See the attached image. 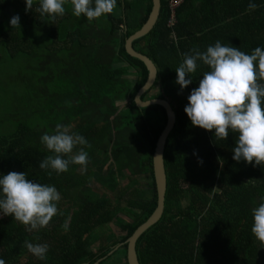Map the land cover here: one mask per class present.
Listing matches in <instances>:
<instances>
[{
    "label": "trees",
    "instance_id": "obj_1",
    "mask_svg": "<svg viewBox=\"0 0 264 264\" xmlns=\"http://www.w3.org/2000/svg\"><path fill=\"white\" fill-rule=\"evenodd\" d=\"M250 2L258 6L253 11ZM160 3L154 27L133 47L157 70L140 99L155 91L149 99L166 100L175 124L163 154V212L137 239L138 263L264 264V245L251 232L252 209L264 203V166L233 160L238 134L219 140L214 131L191 124L184 108L206 66L198 62L183 91L175 82V69L194 48L204 52L220 41L246 54L264 49V0H182L173 25L168 0ZM151 6V0H117L112 14L89 23L74 16L68 3L65 15L52 23L35 11L39 0L27 12L25 0H0V69L13 74L9 85L0 86V176L25 172L55 186L62 213L32 232L3 216L5 264H128L127 241L156 206L152 157L166 124L161 106L136 105L148 71L125 47ZM15 15L20 28L14 29ZM57 123L91 145L84 149V174L79 165L51 176L39 167L51 154L41 136L52 134ZM26 240L47 244V258L33 256Z\"/></svg>",
    "mask_w": 264,
    "mask_h": 264
},
{
    "label": "clouds",
    "instance_id": "obj_2",
    "mask_svg": "<svg viewBox=\"0 0 264 264\" xmlns=\"http://www.w3.org/2000/svg\"><path fill=\"white\" fill-rule=\"evenodd\" d=\"M25 11L33 9L34 0H25ZM70 3L72 13L77 18L86 17L91 23L102 16L112 14L117 0H39L35 9L40 15H47L55 23L58 17L65 15V5ZM258 6L250 2L248 10ZM12 28H20V17L10 19ZM198 62L208 68L192 89L184 111L195 127L214 131L219 140H226L229 133L238 134L233 149V160L244 161L255 166H264V49L256 47L251 54L234 46L222 45L216 41L206 51L194 48L185 53L183 62L176 71V84L181 91L192 83V74L197 71ZM187 77V78H186ZM41 143L51 154L39 163L49 176L69 170L70 165H79L81 174L89 163L85 147L91 145L80 134L57 123L52 134L41 136ZM79 146V150L75 152ZM202 163V161H201ZM61 195L55 186L41 184L29 178L25 172H9L0 176V212L13 219L32 232L46 228L59 212L58 202ZM252 234L264 245V203L252 209ZM65 220L62 228H69ZM24 246L40 260L47 258V244H33L24 241ZM0 264H5L0 259Z\"/></svg>",
    "mask_w": 264,
    "mask_h": 264
},
{
    "label": "water",
    "instance_id": "obj_3",
    "mask_svg": "<svg viewBox=\"0 0 264 264\" xmlns=\"http://www.w3.org/2000/svg\"><path fill=\"white\" fill-rule=\"evenodd\" d=\"M151 1H152V6L149 15L146 19V22L135 34H133L127 39L125 47L127 53L130 56L140 60L145 65L148 71L147 79L144 85L137 91L135 95L134 101L136 105L139 107H148L151 105L161 106L166 113V124L157 138L153 152V157H152L153 176H154L156 194H157L156 206L152 211V213L148 216V219L133 232V234L129 237L127 241L128 264H139L136 255L137 239L141 236L143 232H145L149 227L157 223L161 218L164 208V197L166 191V174H165L164 158H163L164 147H165L166 138L169 132L173 129L175 124V114L170 104L166 100L154 98V99H148L142 101L140 99L141 96L153 86L157 77V70L155 65L152 63V61L147 56L137 52L133 47L134 41L148 34L152 30V28L154 27L157 21L161 3L160 0H151ZM98 262L94 264H97Z\"/></svg>",
    "mask_w": 264,
    "mask_h": 264
},
{
    "label": "rangeland",
    "instance_id": "obj_4",
    "mask_svg": "<svg viewBox=\"0 0 264 264\" xmlns=\"http://www.w3.org/2000/svg\"><path fill=\"white\" fill-rule=\"evenodd\" d=\"M13 74L11 73V70L6 69V68H2L0 69V86H4V85H9V83L11 82L9 80V78L12 76ZM155 91H152L151 94L147 95V98H151L152 94H154Z\"/></svg>",
    "mask_w": 264,
    "mask_h": 264
},
{
    "label": "built area",
    "instance_id": "obj_5",
    "mask_svg": "<svg viewBox=\"0 0 264 264\" xmlns=\"http://www.w3.org/2000/svg\"><path fill=\"white\" fill-rule=\"evenodd\" d=\"M182 0H168V4L171 10L169 25H173L175 23V9L177 6L181 4ZM3 213L0 212V220L3 219Z\"/></svg>",
    "mask_w": 264,
    "mask_h": 264
}]
</instances>
